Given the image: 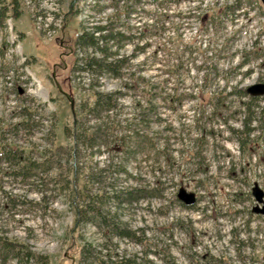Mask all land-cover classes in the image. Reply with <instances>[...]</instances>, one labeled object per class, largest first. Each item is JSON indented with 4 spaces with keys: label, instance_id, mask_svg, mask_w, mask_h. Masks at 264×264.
<instances>
[{
    "label": "rangeland",
    "instance_id": "374dc122",
    "mask_svg": "<svg viewBox=\"0 0 264 264\" xmlns=\"http://www.w3.org/2000/svg\"><path fill=\"white\" fill-rule=\"evenodd\" d=\"M234 1L142 0L133 24L166 9L164 35L137 56L134 45L122 50L130 57L121 79H98L73 71L85 54L75 42L83 24L105 22L112 8L4 0L0 264H31L15 251L39 264H89L83 247L142 264H264V216L253 211L254 185L264 191V114L254 108L255 130L243 143L237 131L250 99L237 90L264 82V4L237 0L238 18L223 14L219 26L199 19ZM98 92L115 93L110 110H92ZM182 188L195 203L179 200ZM133 189L131 203L111 199ZM96 210L116 214L128 236Z\"/></svg>",
    "mask_w": 264,
    "mask_h": 264
},
{
    "label": "trees",
    "instance_id": "16d2710c",
    "mask_svg": "<svg viewBox=\"0 0 264 264\" xmlns=\"http://www.w3.org/2000/svg\"><path fill=\"white\" fill-rule=\"evenodd\" d=\"M93 3L91 5V10L95 14L106 13V10L112 8V13L108 14L105 19V22H96L91 27L82 25L81 31L76 38V47L85 51V54L82 57H77L73 64V71L77 72H86L96 76V78H102L105 76H110L113 78L121 79L123 77V68L125 63L130 56H137L140 53L147 51L148 47L153 40H160L164 35L166 28V23L169 22L166 9L161 10L159 13L152 12L150 13L151 23L144 25L133 24L132 18H136L140 15L138 5L142 0H109L110 4H104L101 0H91ZM152 3L160 5L164 0H150ZM179 2L180 0H173ZM4 0H0V23L4 24L6 20V12L4 7H2ZM238 1L235 0L231 4H225L222 7L220 6V11L213 10L211 12H203L199 15L200 22L203 23L205 27L210 26H219L220 23H224L222 16L223 14L231 13L232 21L235 18H238L239 13L236 10L240 9V6H237ZM237 7V8H236ZM165 10V11H164ZM144 12V10H143ZM142 12V13H143ZM180 36L178 33L175 34V41ZM142 42V43H141ZM225 44V41H224ZM129 45H134L132 55L121 54L122 50ZM90 51V52H88ZM177 55L182 54L181 50L177 47L173 49ZM10 70L6 71L9 72ZM7 79H11V76L8 74L5 75ZM238 95L249 96L246 90L240 89L237 90ZM117 93V92H116ZM115 94V93H114ZM114 94L111 93H97L96 104L92 110H97L98 108H103L105 110H110L112 108ZM234 94L233 92L227 93V95ZM259 97L250 96L248 103H243L246 105V118L244 121V131L237 130L239 134H242L241 138L242 143L246 139L250 138V134L255 130L254 127H251L253 119L255 117V107L260 109V113L264 114V106L257 104ZM247 137V138H246ZM245 139V140H244ZM8 154H11L10 152ZM15 155H12L14 157ZM137 189L128 190V191H119L117 194L111 196V199L118 200L119 206L122 203H131L133 200L138 199L134 192H137ZM109 198V197H108ZM96 216L103 223L106 221L107 225L111 227L113 232L118 236H128L126 229L122 227V223L118 220L116 214H111L109 211H99L96 210ZM110 215L108 221L104 217ZM122 227L120 231H116V228ZM10 245V244H9ZM14 251L15 247H9ZM93 249H86L83 247L82 250V260L89 264H142L134 258L120 257L117 260H104L101 257L93 256L91 257V252ZM15 258L20 259L21 256L26 258L27 263L39 264L37 257L27 253L26 251L20 253V251H15ZM111 256V255H109ZM92 258V259H91ZM91 259V261H89ZM81 260V262H82Z\"/></svg>",
    "mask_w": 264,
    "mask_h": 264
},
{
    "label": "water",
    "instance_id": "95a60500",
    "mask_svg": "<svg viewBox=\"0 0 264 264\" xmlns=\"http://www.w3.org/2000/svg\"><path fill=\"white\" fill-rule=\"evenodd\" d=\"M261 1L264 4V0H261ZM57 85H58V88L61 91H63L61 85L58 82H57ZM247 92L253 96L264 95V82H257V83H254V84L248 86ZM64 93L66 94V96L70 100L71 106L73 108L74 101H73L72 97L68 93H66V92H64ZM253 194H254L256 201H257V205L253 208V211L255 213H259V214L264 215V191L259 187V185L257 183L253 187ZM178 198L183 203H185L186 205H191V204L196 202L195 193L189 192L184 188L180 189V191L178 193Z\"/></svg>",
    "mask_w": 264,
    "mask_h": 264
}]
</instances>
